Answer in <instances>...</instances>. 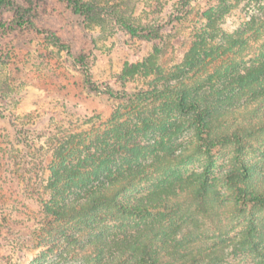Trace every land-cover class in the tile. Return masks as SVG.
I'll return each instance as SVG.
<instances>
[{"label": "clouds", "instance_id": "9594fccd", "mask_svg": "<svg viewBox=\"0 0 264 264\" xmlns=\"http://www.w3.org/2000/svg\"><path fill=\"white\" fill-rule=\"evenodd\" d=\"M0 131V264H264V0H0Z\"/></svg>", "mask_w": 264, "mask_h": 264}, {"label": "trees", "instance_id": "16d2710c", "mask_svg": "<svg viewBox=\"0 0 264 264\" xmlns=\"http://www.w3.org/2000/svg\"><path fill=\"white\" fill-rule=\"evenodd\" d=\"M21 11L27 12L28 10H22L19 7L17 8V14L19 15ZM26 14V13H25ZM177 20H179V18L177 17ZM169 23H171V18H169Z\"/></svg>", "mask_w": 264, "mask_h": 264}, {"label": "rangeland", "instance_id": "374dc122", "mask_svg": "<svg viewBox=\"0 0 264 264\" xmlns=\"http://www.w3.org/2000/svg\"><path fill=\"white\" fill-rule=\"evenodd\" d=\"M25 13H27V12H25ZM177 45L180 46V41H177ZM2 135H3V132L0 131V136H2Z\"/></svg>", "mask_w": 264, "mask_h": 264}]
</instances>
